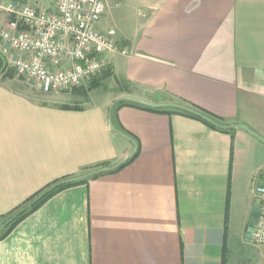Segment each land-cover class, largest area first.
I'll list each match as a JSON object with an SVG mask.
<instances>
[{
	"label": "crops",
	"instance_id": "0c3cea01",
	"mask_svg": "<svg viewBox=\"0 0 264 264\" xmlns=\"http://www.w3.org/2000/svg\"><path fill=\"white\" fill-rule=\"evenodd\" d=\"M106 2L100 28L119 49L83 83L107 74L87 99L50 101L9 65L0 73V229L54 182L133 156L29 214L0 240V264H264L252 242L264 141L229 127L264 139V0Z\"/></svg>",
	"mask_w": 264,
	"mask_h": 264
},
{
	"label": "built area",
	"instance_id": "2783aa9c",
	"mask_svg": "<svg viewBox=\"0 0 264 264\" xmlns=\"http://www.w3.org/2000/svg\"><path fill=\"white\" fill-rule=\"evenodd\" d=\"M107 9L106 0H55L53 9L0 0V11L9 16L0 25V55L43 92L80 86L102 72L107 52L119 49L115 28H100ZM255 193L260 213L252 242L264 245V178Z\"/></svg>",
	"mask_w": 264,
	"mask_h": 264
},
{
	"label": "trees",
	"instance_id": "16d2710c",
	"mask_svg": "<svg viewBox=\"0 0 264 264\" xmlns=\"http://www.w3.org/2000/svg\"><path fill=\"white\" fill-rule=\"evenodd\" d=\"M107 74H105L104 76H102V78L99 79H103ZM99 79H96L92 82V85L95 86L96 83L98 82ZM125 102V101H122ZM192 108L196 109L197 111H199L200 113L204 114L205 116H207L208 118H210L212 121H209L201 116L195 115L193 113L190 112H186L187 114L194 116L202 121H204L205 123H207L208 125L214 127V128H218V129H224L223 127L220 126L218 119L205 112L204 110L197 108V107H193ZM130 161V159H128L126 162L122 163L120 166H118L116 168V170L122 168L124 165H126L128 162ZM99 174L93 175L87 179L84 180H80V181H76V182H72V183H65L59 186H56L54 188H52L53 185H55L56 182L60 181H56L54 182L52 185L48 186L47 188L41 190L40 192H38L37 194H35L34 196H32L31 198H29L23 206H21L11 217L10 222L6 225L5 228L0 229V240L5 239L11 232L12 230L16 227V225H18L22 220H24L29 214H31L32 212H34L35 210H37L40 206H42L50 197H52L53 195H55L56 193H58L59 191L80 184V183H84L86 182L88 179L92 178V177H96ZM52 188V189H51Z\"/></svg>",
	"mask_w": 264,
	"mask_h": 264
},
{
	"label": "rangeland",
	"instance_id": "374dc122",
	"mask_svg": "<svg viewBox=\"0 0 264 264\" xmlns=\"http://www.w3.org/2000/svg\"><path fill=\"white\" fill-rule=\"evenodd\" d=\"M29 4H31L32 6H34L35 8H38V9H52L55 5V0H23ZM111 1V0H110ZM111 19V16L108 17L107 21ZM29 83L33 84L34 83L32 81H28ZM93 81H88L86 82L85 84H82L80 86H76L72 89H68V90H63V91H60L59 93H62V94H66V93H70L69 95H64L67 97V101H74V99H78V100H85L87 99V91H88V88L90 87V85L92 84ZM114 82V78H111V79H108L104 85H102L101 87H99L98 89H92L91 92H88V101H100L102 99H106L107 97V91H106V86L108 85H112ZM36 88V87H35ZM35 90V89H34ZM36 91V90H35ZM79 91V92H78ZM45 95H49V100H55V101H60L61 99H58V98H55L52 96V92H48V93H45L43 92ZM87 103V102H86ZM254 252L256 253H260L259 252V249L256 247L253 248ZM252 250V251H253ZM239 261H241L240 259H237L235 258L234 259V264H238ZM250 264H260V261L259 260H251Z\"/></svg>",
	"mask_w": 264,
	"mask_h": 264
},
{
	"label": "water",
	"instance_id": "95a60500",
	"mask_svg": "<svg viewBox=\"0 0 264 264\" xmlns=\"http://www.w3.org/2000/svg\"><path fill=\"white\" fill-rule=\"evenodd\" d=\"M4 59V58H3ZM6 66V63L4 64L3 68L0 70V73L4 70ZM121 100H125V101H131V102H137V103H141V104H146L145 102L143 101H140L138 99H134V98H130V97H123L121 98ZM148 105V104H147ZM153 107H157L159 105H152ZM161 106H169V107H175V108H178V109H182V110H185V111H188L190 113H193L195 115H198V116H201L209 121H212L210 118H208L207 116H205L204 114L200 113L199 111L193 109V108H190V107H187V106H184V105H181V104H175V103H170V104H164V105H161ZM110 126L113 130L119 132L114 123H113V120H112V114L110 113ZM228 127V126H226ZM229 127H241V128H244L246 130H248L249 132L255 134L256 136H258L259 138H261V140L264 141V139L262 137H260L258 134H256L255 132H253L252 130H250L247 126H244V125H240V124H234V125H231ZM121 133V132H120ZM124 137L130 139L135 145H136V142L130 138V136H128L127 134L125 133H121ZM133 154H131L130 156H128L127 158H125L124 160H122L121 162L115 164L114 166L112 167H108V168H99V169H96V170H93L91 172H88L86 174H83V175H80V176H76V177H71V178H66L64 180H61L59 182H57L55 185L52 186V188L56 187V186H59V185H62V184H65V183H72V182H76V181H80V180H84V179H87L93 175H96V174H99L101 172H105V171H112L114 169H116L118 166H120L122 163L126 162L130 157H132ZM51 188V189H52ZM11 220V219H10ZM10 220H8L1 228H5L6 225L10 222Z\"/></svg>",
	"mask_w": 264,
	"mask_h": 264
}]
</instances>
